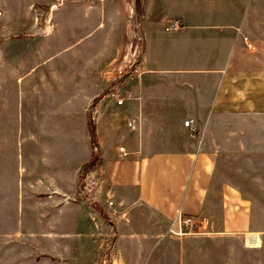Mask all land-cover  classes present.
Wrapping results in <instances>:
<instances>
[{
	"label": "crops",
	"instance_id": "obj_1",
	"mask_svg": "<svg viewBox=\"0 0 264 264\" xmlns=\"http://www.w3.org/2000/svg\"><path fill=\"white\" fill-rule=\"evenodd\" d=\"M141 2L140 49L135 0H0V182L15 184L17 219L9 264H100L107 224L79 191L90 116L101 168L89 180L102 176L111 264H234L228 237L264 264V187L244 171L264 166V0ZM42 6L48 25L24 35V8ZM174 20L182 27L167 29ZM135 58L142 74L118 104L119 61ZM179 212L198 217L196 232H173Z\"/></svg>",
	"mask_w": 264,
	"mask_h": 264
},
{
	"label": "rangeland",
	"instance_id": "obj_2",
	"mask_svg": "<svg viewBox=\"0 0 264 264\" xmlns=\"http://www.w3.org/2000/svg\"><path fill=\"white\" fill-rule=\"evenodd\" d=\"M123 1L128 2V0H123ZM49 8L50 7H44V6H42V7H28V8L25 7L24 8L25 9V16H24L25 17V23H24V30L25 31H24V35L32 34L34 31H36V29L40 30L42 26L45 27L46 25H48V23H46V22L42 23L41 20L38 19V17L43 16V15L44 16L47 15L48 14L47 10H49ZM0 9L3 10V8H1V7H0ZM12 9H16V8H12ZM33 19H35L34 22H33ZM142 20H143L142 2H141V0H135L134 7H133V13L131 15V19H130L129 23L135 29V33H136L135 40H136V43L140 49H141L140 46L143 42V40L141 38L142 37V25H141ZM129 23H128V25H129ZM119 25L120 24H118V26H116V28L113 29L116 37L119 34ZM106 29H107V27L105 28V31H106ZM112 51H113V49H112ZM139 52L137 54H139ZM119 63L122 64L123 62H121V60H120ZM119 63L117 65H119ZM117 65H116V67H117ZM0 99H2V92L1 91H0ZM4 106L6 107V105L3 102H0V114L1 115H3L2 111H4ZM10 117L12 120L17 119V117H15L14 114H11ZM0 122H1V119H0ZM190 133H191V131H190ZM8 137L9 136L7 135L6 139ZM9 139H10V137L8 138V140ZM8 140H7V143H8ZM97 169H100V168H94V169L91 168V170L88 171L86 174L84 171L83 174H85V177L84 178L82 177L80 180V183H81V186L83 189H85V186L87 184H89V191L91 194H93L92 197L94 198V200H97L96 187H97V184H98L97 182L99 181L98 178L100 175H98V174L96 175V178L94 179L95 181H91L89 179L91 178L92 171H97ZM235 169H241V167H236ZM244 171L248 172V173H246L247 178L254 180V181H252L253 182L252 184L254 185L253 188H255V190L260 186L264 187V181L261 182V179L264 178V166H246V167H244ZM3 173L6 175V177L13 175V173H15L14 169L11 166V163H9V164L6 163V166H5ZM237 176L240 177V175H237ZM256 180H260V181H256ZM14 186H15V184L12 182H9V181L3 182V183L0 182V264H2L1 263L2 261H3V264H9V259H10V255H8V252H6V249H8V248L6 246L3 247V244H4L5 240L11 238V233L13 232V229L15 227L16 220H17L16 215L11 214V212L14 211V206H15ZM2 187L4 188L3 193L1 191ZM12 187H13V189H12ZM263 192H264V189H263ZM260 194L262 195V193L259 191V195ZM255 201L258 203V205L260 207L261 206L264 207V194H263V198L260 197V199H256ZM102 206L104 207V205H102ZM101 220H102V222H105L107 224V226L105 227L107 234L104 233V236H103V238H105V240H106L104 243L106 248L104 249V252H102V254L99 258V261H100V264H111V261H110V259H111V257H110L111 244H112L111 242H112L114 234H112V231H111L112 227L104 219H101ZM227 245H228V247H232L233 263L234 264H256L255 263V260L257 258L256 252H250L249 251L248 253H245L244 250L240 246L241 245V239L239 237H228L227 238ZM2 250H5V252H3L4 257L1 258Z\"/></svg>",
	"mask_w": 264,
	"mask_h": 264
},
{
	"label": "built area",
	"instance_id": "obj_3",
	"mask_svg": "<svg viewBox=\"0 0 264 264\" xmlns=\"http://www.w3.org/2000/svg\"><path fill=\"white\" fill-rule=\"evenodd\" d=\"M181 27L182 23L179 20H174L167 29L178 30ZM245 39L248 40V37H245ZM141 74L142 72L139 70L137 58L123 62L117 68V76L115 77L116 86L110 90V94L117 98L118 104H123L125 97L131 95V92L127 89H123L122 86L125 83H129L130 81L139 78ZM129 125L135 127V122L130 121ZM185 125L189 128H192V119L186 120ZM120 149L121 151H124L123 146ZM178 221L180 225L179 230H173V232L176 234L196 232L200 226L198 217L195 215H186L179 212Z\"/></svg>",
	"mask_w": 264,
	"mask_h": 264
},
{
	"label": "trees",
	"instance_id": "obj_4",
	"mask_svg": "<svg viewBox=\"0 0 264 264\" xmlns=\"http://www.w3.org/2000/svg\"><path fill=\"white\" fill-rule=\"evenodd\" d=\"M90 131H91V134H92V140H93V144H94V153L92 155V159L90 160V162L86 165L84 171H85V174L91 170V168H101V157H100V150L98 148V144H97V141H96V136H95V128H94V124H93V121H92V118L90 116ZM85 174H83L81 176V178L85 177ZM80 178V180H81ZM100 179H102V176H100ZM79 191L80 192H85L86 193V196L89 198V200L91 201L93 207H94V210L95 212H97L102 219H104L113 229H114V224L112 222V218L110 217V214L108 212V210L103 207L97 200H94V198L92 196H90L88 194V192H86L85 189L82 188L81 186V183H79ZM114 239H112V242L113 243Z\"/></svg>",
	"mask_w": 264,
	"mask_h": 264
}]
</instances>
